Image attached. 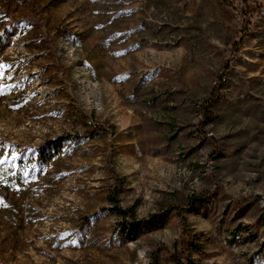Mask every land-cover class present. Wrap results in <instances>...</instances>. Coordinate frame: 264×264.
<instances>
[{
  "label": "rangeland",
  "instance_id": "374dc122",
  "mask_svg": "<svg viewBox=\"0 0 264 264\" xmlns=\"http://www.w3.org/2000/svg\"><path fill=\"white\" fill-rule=\"evenodd\" d=\"M0 264H264V0H0Z\"/></svg>",
  "mask_w": 264,
  "mask_h": 264
},
{
  "label": "trees",
  "instance_id": "16d2710c",
  "mask_svg": "<svg viewBox=\"0 0 264 264\" xmlns=\"http://www.w3.org/2000/svg\"><path fill=\"white\" fill-rule=\"evenodd\" d=\"M119 213L121 214L122 217L128 219L130 223L140 224V220L137 219V215L134 207H128L124 209L120 208Z\"/></svg>",
  "mask_w": 264,
  "mask_h": 264
}]
</instances>
